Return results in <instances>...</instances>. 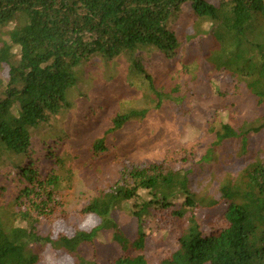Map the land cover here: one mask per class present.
I'll list each match as a JSON object with an SVG mask.
<instances>
[{"label": "trees", "instance_id": "obj_1", "mask_svg": "<svg viewBox=\"0 0 264 264\" xmlns=\"http://www.w3.org/2000/svg\"><path fill=\"white\" fill-rule=\"evenodd\" d=\"M185 4L189 31L180 33L173 21ZM205 36L212 42L209 67L243 86L257 105L264 103V0H0V70L8 68L7 76H0V187L18 188L12 203L0 207V264H47L40 253L47 245L67 249L73 264H100L77 252V246L93 243L104 231L121 249L109 264H149L147 221L168 207L186 226L177 249L161 264H264V158L258 142L264 113L222 122L215 132L213 150L234 141L245 159L238 177L220 183L219 195L199 197L194 189L200 158L132 164L81 210L98 215L100 224L76 227L71 235L58 228L68 225L58 194L70 181L60 145L71 131L46 128L70 111L69 90L81 73L98 66L97 59L108 63L121 57L128 81L139 76L149 82L158 103H180L182 96H171V72L183 47ZM89 102L77 118L89 113L85 120L94 121L104 107V102ZM137 113L119 115L115 125ZM93 148L101 156L105 139H96ZM210 157L209 152L203 161ZM225 201L228 225L205 234L198 207ZM120 211L136 218L134 239L123 231Z\"/></svg>", "mask_w": 264, "mask_h": 264}, {"label": "rangeland", "instance_id": "obj_2", "mask_svg": "<svg viewBox=\"0 0 264 264\" xmlns=\"http://www.w3.org/2000/svg\"><path fill=\"white\" fill-rule=\"evenodd\" d=\"M189 13L185 4L173 21L180 33L189 31L185 26L191 19ZM211 46V36H205L196 37L183 47L181 61L169 80L171 96H182L180 103L172 99L158 103L149 82L139 76L128 81L124 73L125 59L121 57L108 63L97 59L98 66L81 73L79 83L69 90L70 111L46 128L71 131L60 145L66 162L64 173L70 175V181L62 185L58 194L68 213V225L58 224L60 231L65 227L64 231L71 235L76 227L89 230L100 224L98 215L81 210L132 164L165 158H200L194 182L199 197L219 195L222 181L238 177L245 159L239 155L234 141L228 140L213 150L215 132L221 129L222 122L230 119L233 122L256 119L264 113V103L257 105L243 86L236 87L229 77L209 67ZM159 60L160 64L165 62L164 57ZM7 74L8 68L0 70V76ZM89 100L104 102V107L96 112L94 121L85 120L89 113L77 118L78 111L90 103ZM131 111L138 113L121 127L115 125V118ZM98 138H104L107 146L101 156L93 148ZM258 142L264 158V136ZM209 152L210 159L203 161ZM17 190L14 185L0 187V207L9 206ZM179 200L183 201V196ZM227 204L225 201L212 208L198 207L197 214L205 234L228 225L224 217ZM172 212L169 207L162 209L147 221L145 254L149 264H161V260L178 247V238L186 222ZM118 218L123 231L134 239L138 226L136 218L124 211L119 212ZM77 252L100 264H109L120 255L121 249L104 231L93 243L79 244ZM40 253L47 264H73L71 253L63 247L47 245Z\"/></svg>", "mask_w": 264, "mask_h": 264}]
</instances>
